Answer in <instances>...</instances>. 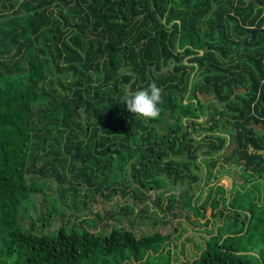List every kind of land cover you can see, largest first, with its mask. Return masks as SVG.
Returning a JSON list of instances; mask_svg holds the SVG:
<instances>
[{
    "label": "trees",
    "instance_id": "trees-1",
    "mask_svg": "<svg viewBox=\"0 0 264 264\" xmlns=\"http://www.w3.org/2000/svg\"><path fill=\"white\" fill-rule=\"evenodd\" d=\"M154 259L264 264V0H0V264Z\"/></svg>",
    "mask_w": 264,
    "mask_h": 264
},
{
    "label": "clouds",
    "instance_id": "clouds-1",
    "mask_svg": "<svg viewBox=\"0 0 264 264\" xmlns=\"http://www.w3.org/2000/svg\"><path fill=\"white\" fill-rule=\"evenodd\" d=\"M162 99V89L155 83L135 92H126L123 104L138 118L155 119L159 115V104Z\"/></svg>",
    "mask_w": 264,
    "mask_h": 264
},
{
    "label": "rangeland",
    "instance_id": "rangeland-1",
    "mask_svg": "<svg viewBox=\"0 0 264 264\" xmlns=\"http://www.w3.org/2000/svg\"><path fill=\"white\" fill-rule=\"evenodd\" d=\"M71 199H69L67 202H66V205L67 207H72V205H74V202H70ZM113 204H116V202H114ZM100 202L97 201L93 204V211H95L97 208L100 207ZM30 209H33V208H30ZM33 213H38V212H41L42 211V208L41 207H35L33 210ZM29 217H32V215H30ZM128 217L125 219L127 221ZM26 220H30V218H27ZM29 223V222H28ZM27 223V224H28ZM59 223V222H58ZM57 225V224H56ZM140 225V229H145L146 231L148 230H151L152 229V226L153 224L150 223L149 221H147L145 224H139ZM49 228H54V227H49ZM160 230H162L163 233H169V232H172L174 230V225L173 224H169L167 223V225L163 224L161 226H159ZM182 260H184L183 258H181ZM157 260L154 259L153 260V263L155 264ZM152 262V261H151ZM86 264H89L88 262H86ZM157 264H164V262L162 260H160ZM174 264H178V263H175Z\"/></svg>",
    "mask_w": 264,
    "mask_h": 264
}]
</instances>
